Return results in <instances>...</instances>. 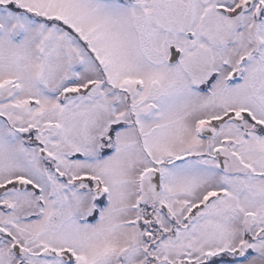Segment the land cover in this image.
Returning a JSON list of instances; mask_svg holds the SVG:
<instances>
[{"label": "snow or ice", "instance_id": "snow-or-ice-1", "mask_svg": "<svg viewBox=\"0 0 264 264\" xmlns=\"http://www.w3.org/2000/svg\"><path fill=\"white\" fill-rule=\"evenodd\" d=\"M0 264H264V0H0Z\"/></svg>", "mask_w": 264, "mask_h": 264}]
</instances>
